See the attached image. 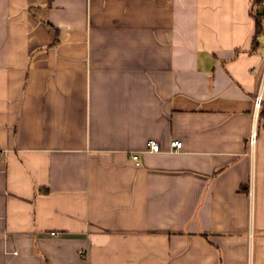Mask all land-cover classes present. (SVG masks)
Here are the masks:
<instances>
[{"label": "crops", "instance_id": "1", "mask_svg": "<svg viewBox=\"0 0 264 264\" xmlns=\"http://www.w3.org/2000/svg\"><path fill=\"white\" fill-rule=\"evenodd\" d=\"M253 5L0 0V264H264Z\"/></svg>", "mask_w": 264, "mask_h": 264}, {"label": "built area", "instance_id": "2", "mask_svg": "<svg viewBox=\"0 0 264 264\" xmlns=\"http://www.w3.org/2000/svg\"><path fill=\"white\" fill-rule=\"evenodd\" d=\"M256 104V109H255V111L259 114V112L258 111H260V107H261V103H262V98H261V95L260 96H258L257 98H256V102H255ZM255 112V116H257V113ZM256 122V121H255ZM256 129H255V127H254V129H253V136L251 137V141L252 142H254V140H255V137H256ZM147 148L151 151V152H155V153H159V152H161V149H160V145H159V143L157 142V141H155V140H150V141H148V143H147ZM182 148H183V142L182 141H179V140H174V141H172L171 143H170V152H172V153H177V152H179V151H181L182 150ZM133 159H134V161H135V164H136V166L137 167H140L141 166V162H140V157H139V155H137V154H135V155H133Z\"/></svg>", "mask_w": 264, "mask_h": 264}, {"label": "trees", "instance_id": "3", "mask_svg": "<svg viewBox=\"0 0 264 264\" xmlns=\"http://www.w3.org/2000/svg\"><path fill=\"white\" fill-rule=\"evenodd\" d=\"M264 0H254V17L257 22V25H261L264 20L263 13H260L259 7L262 5ZM258 128L264 129V101L262 100L259 117H258Z\"/></svg>", "mask_w": 264, "mask_h": 264}]
</instances>
